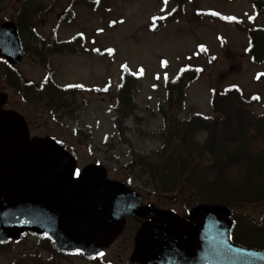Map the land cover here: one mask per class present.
<instances>
[{
    "label": "rangeland",
    "instance_id": "1",
    "mask_svg": "<svg viewBox=\"0 0 264 264\" xmlns=\"http://www.w3.org/2000/svg\"><path fill=\"white\" fill-rule=\"evenodd\" d=\"M2 1V19L11 20L18 15L25 0ZM71 1L41 0L42 6L49 9L42 15L38 35L33 37L26 34L22 39L25 47L40 49L43 39L48 40L53 34L60 40H68L83 33L91 48L110 51L105 57L92 54L52 59L60 86L83 85L89 88V92L78 100L79 103L86 101L88 104L73 119L64 117L59 121L64 130L75 137L72 148L77 153L79 169L101 163L108 169L109 179L136 190L144 196L146 204L166 207L153 196L151 188L144 186L139 178L128 174L123 167L134 154L147 157L160 149L161 143L155 135L163 128L164 118L159 107H164L167 84L184 67L201 68L203 74L187 91L180 120L190 118L194 113L211 116V88L230 86H238L248 94L258 95L254 110L257 114L264 113V64H255L247 56L249 41L243 29L250 24L264 26V10L257 15L248 0H194L191 6L175 15L179 18L178 22L169 23V17L175 11L171 0H92L97 3L96 7L77 9L72 20L67 18ZM198 11L215 12L222 18L230 17L241 22L234 26L207 19L196 21L194 14ZM59 15H62L60 20ZM154 19H166L169 24L154 32ZM202 47H206L209 55L214 56L213 60L202 55ZM124 66L139 78L140 93L135 115L143 121L139 124L134 118L125 120V140L122 141L115 125L119 118L113 108L115 100L112 91L119 85ZM18 72L27 81L36 84L45 75V70L30 55L18 67ZM107 85L109 91L104 92ZM14 99H20V96ZM54 119L50 121L53 125ZM182 213L179 214L187 216ZM237 216L241 217L240 232L246 224L260 226L264 208L249 207L237 211ZM133 224L129 225L127 238L133 233ZM237 236L242 239L241 233ZM260 238H244L241 241L255 245ZM124 241L108 250L100 262L125 264L132 247L130 244L126 246ZM38 242V238L27 235L23 243L9 245L6 254L0 255V264H13L15 259L29 257L33 253L48 258L50 254L39 251ZM58 264L89 263L69 257Z\"/></svg>",
    "mask_w": 264,
    "mask_h": 264
},
{
    "label": "water",
    "instance_id": "2",
    "mask_svg": "<svg viewBox=\"0 0 264 264\" xmlns=\"http://www.w3.org/2000/svg\"><path fill=\"white\" fill-rule=\"evenodd\" d=\"M61 18V16L59 17ZM14 22L0 25V59L26 58ZM0 95V241L26 232L49 235L59 251L92 258L122 234L126 217L152 218L140 228L127 264H264V252L231 241L230 210L201 205L190 218L142 207L143 198L110 181L102 165L76 178L77 160L53 139L30 140L22 117L3 111Z\"/></svg>",
    "mask_w": 264,
    "mask_h": 264
},
{
    "label": "trees",
    "instance_id": "3",
    "mask_svg": "<svg viewBox=\"0 0 264 264\" xmlns=\"http://www.w3.org/2000/svg\"><path fill=\"white\" fill-rule=\"evenodd\" d=\"M252 3L257 11L263 6L260 0H252ZM90 4L89 0H72L71 6L73 8ZM179 4L185 6L188 2L180 0ZM3 7L1 1L0 20L4 13ZM72 8L70 17L73 15ZM47 11L48 8L42 6L41 0H25L14 18L21 35L35 37L42 15ZM206 15L202 13L198 19ZM211 16L207 15L208 18H213ZM257 36L251 39L249 55L254 62L260 64L264 63V31H259ZM83 40L82 37H76L72 41L59 43L57 47L43 41L42 49L26 50L47 71L48 81L53 85L56 75L50 55L82 54ZM52 43L58 41L54 39ZM12 75L14 74L10 72L8 65L0 67V85L11 82L9 79ZM199 77L198 69H184L175 81L168 84L164 107H160L165 126L156 135L157 141L161 143L160 149L148 157L133 155L123 168L128 174L139 178L144 186L151 188L154 196L164 206L189 212L194 206L201 204L225 205L231 209L235 226H238L237 211L248 207H264V113L257 115L254 111L258 99L255 94H247L233 86L224 90L212 89L211 106L214 117L195 114L189 119L180 120L178 115L184 110L187 88ZM12 80L16 84L25 83L21 77ZM50 83L48 87L51 86ZM16 88L24 95L28 90V86L18 85ZM51 89L46 94H41L47 107L60 117H73L81 108L77 97L82 93V88L63 89L53 85ZM138 92L137 79L125 72L122 83L115 92L114 107L120 118L116 121V126L121 140H124L125 120L134 117L138 123L142 121L134 115ZM202 135H205L204 139ZM248 230H244L246 239L261 236L260 231ZM261 231H264L263 226ZM236 242L242 243L238 239ZM248 246L264 250V240L260 238L257 244ZM41 248L49 252V259L42 262L33 256L30 264H56L58 258L67 257L53 248L49 238L47 242L41 243ZM0 253H5V250L0 248ZM79 256L84 258L81 253ZM13 264L29 263L16 260Z\"/></svg>",
    "mask_w": 264,
    "mask_h": 264
},
{
    "label": "flooded vegetation",
    "instance_id": "4",
    "mask_svg": "<svg viewBox=\"0 0 264 264\" xmlns=\"http://www.w3.org/2000/svg\"><path fill=\"white\" fill-rule=\"evenodd\" d=\"M5 109L15 110L24 117L32 139L51 137L68 151H70L75 144V137L67 133L59 123L54 122V125L51 124V117L47 116L41 107L34 103L33 100L23 103L20 99L11 98L5 106ZM144 221L145 220H141L139 223L142 224ZM120 242H122V240L117 244ZM127 243V241H124L126 246L128 245Z\"/></svg>",
    "mask_w": 264,
    "mask_h": 264
},
{
    "label": "snow or ice",
    "instance_id": "5",
    "mask_svg": "<svg viewBox=\"0 0 264 264\" xmlns=\"http://www.w3.org/2000/svg\"><path fill=\"white\" fill-rule=\"evenodd\" d=\"M165 2H166V0H165ZM77 175H79V173H78V172H77ZM100 255L102 256V255H103V253H101Z\"/></svg>",
    "mask_w": 264,
    "mask_h": 264
}]
</instances>
